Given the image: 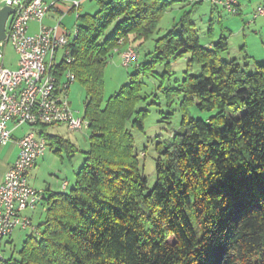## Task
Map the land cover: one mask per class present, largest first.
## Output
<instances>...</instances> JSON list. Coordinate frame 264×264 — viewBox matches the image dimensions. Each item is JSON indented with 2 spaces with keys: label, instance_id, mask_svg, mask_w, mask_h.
Listing matches in <instances>:
<instances>
[{
  "label": "trees",
  "instance_id": "trees-1",
  "mask_svg": "<svg viewBox=\"0 0 264 264\" xmlns=\"http://www.w3.org/2000/svg\"><path fill=\"white\" fill-rule=\"evenodd\" d=\"M171 3L99 0L93 15L76 19L73 61L56 67L61 81L70 71L85 90L89 148L72 188L41 191L44 218L6 264H264V61L223 60L226 38L207 48L181 18L178 32L157 38L150 62H135L136 76L159 63L170 77L171 63L189 54L185 77L165 90L181 95L180 130L156 146L151 189L127 127L143 128L138 77L101 105L109 58L128 45L137 50ZM191 106L213 114L195 119ZM48 126L38 123V135L70 159L76 146L48 136Z\"/></svg>",
  "mask_w": 264,
  "mask_h": 264
},
{
  "label": "rangeland",
  "instance_id": "rangeland-1",
  "mask_svg": "<svg viewBox=\"0 0 264 264\" xmlns=\"http://www.w3.org/2000/svg\"><path fill=\"white\" fill-rule=\"evenodd\" d=\"M170 1V0H169ZM95 3V2H94ZM96 4V5H95ZM94 5L97 6L98 3ZM194 7V8H193ZM189 6L185 2H177L170 5L164 12L157 31L145 42L137 46L138 57L137 63L150 62L153 56L154 43L157 38H160L167 34L169 30L175 26V32L179 31V20L182 17H187L189 22H192L196 33L199 35L200 43L202 45L208 44L213 40L216 42L221 36L227 38V51L221 54L223 60L236 59L237 62L243 66L246 60L244 57L249 55L252 63L264 61V56L260 57V54H264V45L261 44V38H264L263 32L259 34H253L251 28L254 25H250L249 29L245 28L242 31L243 20L248 22L250 17L233 16L226 12L223 8L218 7L211 11V4L202 2L195 6ZM81 12L80 10L78 11ZM94 12V11H93ZM48 14V13H47ZM76 12L65 14L63 17L62 25L67 28L68 32L75 30L73 24L76 23ZM211 16V17H210ZM47 19V18H46ZM43 21L44 26H54L56 21ZM219 19L220 23L219 24ZM61 28V27H60ZM114 25L110 26L105 36L112 34ZM211 30V36L208 33ZM5 59V65L10 69H15L16 55L13 49L3 43L0 48ZM62 58V50L57 53L56 61L60 62ZM189 54L185 53L177 60L171 63L172 76L166 77L164 72L166 71L164 66L155 64L152 73L145 75H137L136 63H132L128 67L122 65L120 57L115 53L109 58L107 64L103 70V102L102 107L106 105L107 100L118 93L123 86L129 85L134 76L138 77L141 82V88L139 90V96L141 100L136 106V112H144L143 116V128L138 129L132 127L130 122L127 123L130 134L134 140L135 152L138 156L139 164L143 175L146 177L148 189H151L155 181V160L158 158L156 152V146L158 143H166L170 141L172 135L180 130L181 122V109L180 100L181 95L174 94L172 97H167L166 89H176L178 84L185 77L184 72L186 70V64L188 62ZM49 59V56L46 57ZM254 59V60H253ZM200 73V67L194 66L192 74L198 75ZM68 101L70 107L76 116H82L84 111V104L86 102V93L84 88L78 83L73 82L68 90ZM191 116L195 119H201L207 121L209 116L213 112H203L191 106L189 108ZM28 127L24 126L22 131L16 133L17 137H21L27 132ZM48 136H59L63 139L69 140L77 148V152L68 159L64 151L56 152L57 146H46V152L42 157L37 160V166L33 167L29 172V183L37 190L47 188L50 184L56 186L54 181L66 180L69 182V187L66 191L73 187L75 181V173L82 166L86 152L89 148V132L83 130L82 132L68 131L64 124L52 125L47 127ZM49 144V141H47ZM1 149L0 157L4 151ZM59 189V188H58ZM32 222L34 226L40 225L44 218V212L40 204L37 205L35 211H33ZM42 230V227H40ZM31 229H21L19 226L14 228L9 239L3 240L2 253L5 259H9L13 256L14 259H19V254L22 248V244L26 236L30 235Z\"/></svg>",
  "mask_w": 264,
  "mask_h": 264
},
{
  "label": "built area",
  "instance_id": "built-area-1",
  "mask_svg": "<svg viewBox=\"0 0 264 264\" xmlns=\"http://www.w3.org/2000/svg\"><path fill=\"white\" fill-rule=\"evenodd\" d=\"M187 1L195 5L207 2L233 16L241 14L238 0ZM5 5L13 8V14L8 19L6 39L0 42V47L5 43L13 49L17 67H5L4 54L0 52V151L11 140L12 130L21 126H27L28 130L16 141L17 157L0 182V264L7 263L2 253L3 240L11 235L14 228L19 226L35 231L31 218L25 213L37 207L42 195L29 183L28 172L47 149V142L37 134L36 125L64 124L68 131L82 132L90 124L83 116H76L69 106L67 92L75 82L74 74L65 71L61 81L56 67L62 61L65 64L73 61L69 46L76 38L77 29L72 32L61 29L60 19L54 26L42 24L44 17L56 5L54 2L5 0ZM78 6L77 0L70 1L68 11L76 12ZM252 17L264 18V1L254 9ZM31 22L39 24L38 31L33 34L28 33ZM59 50H62V58L57 62ZM119 57L122 65L128 67L136 62L138 51L127 46L120 50ZM9 124H13V129ZM66 185L63 182L60 186L65 189Z\"/></svg>",
  "mask_w": 264,
  "mask_h": 264
},
{
  "label": "crops",
  "instance_id": "crops-1",
  "mask_svg": "<svg viewBox=\"0 0 264 264\" xmlns=\"http://www.w3.org/2000/svg\"><path fill=\"white\" fill-rule=\"evenodd\" d=\"M43 1L45 3L54 2V3H56V5L44 17V19L42 20V24H43V21L46 18H47L46 20L52 21V22L53 21H56V20L58 21L60 19V27H61V29L67 30V28H65L64 25H62V21H63L62 19H63V17H64L65 14H70L72 12V10L71 11H68V8H69L68 6H69L70 1H76V0H43ZM77 1L79 3L78 9H77V13H78L79 10L81 11V12H79V15H82V16L83 15H93L97 11L96 10L97 9V6H95L96 5L95 3H99V0H77ZM263 1L264 0H238V7H239L240 12H241V14L239 16L249 17V19H250V17L252 16V12L254 11V9L258 5H260V4L262 5ZM170 2H172L171 5H173V4L177 3V2L178 3L179 2H185V3H187L191 7L195 6L194 4H190L187 0H170ZM198 4H201V3H198ZM198 4H196V6ZM4 5H5V0H0V8L3 7ZM217 8H218V6H214V5L211 4V11H213V10H215ZM182 18L185 19L186 21H188L187 17H182ZM252 18L248 22H244V20H243V25L244 26L242 27V31L245 30V28H248L249 29L250 25H254V27L251 28V32L253 34H255V35L256 34H259V33H262L263 32V27H264V18H254V19H252ZM7 24H8V22H7ZM76 24H77V22L75 24H73V26H75V28H76ZM219 24H221L220 23V19H219ZM38 25L39 24H37V22H31L29 24V27H28V33H30V34L36 33L38 31ZM210 36H211V34H210ZM226 40H227V38H226ZM213 43H214V41L211 40V41L208 42V44L206 43L204 46L207 47V48H211V46H212ZM261 44L264 45V38L263 37L261 38ZM128 46H130V45H128ZM125 47H123V49ZM123 49H121V50H123ZM119 52H120V50H118L117 52H115V54L119 56ZM246 56L249 57V60L251 59V57L249 55H246ZM263 56H264V54H260V57H263ZM4 66L7 67L5 65V59H4ZM14 66H15V68L17 67V58H16V62L14 64ZM7 68H9V67H7ZM9 127H10V129H13V124H9ZM23 127L24 126H21V127H18L16 129L12 130V138H11V140L4 146L5 149H4V151H3V153H2V155L0 157V182L3 181L4 174H5L6 170L15 161V159L17 157L18 148H17L16 141L20 137H17L16 133L19 132V131H22V128ZM37 160L35 162L34 167L37 166L36 165L37 164ZM28 176H29V174H28ZM55 182H56V184H54V185H56V186H53V185L50 184L47 188L42 189V190H39V189L37 190V188L34 187L35 184L32 187L34 189H36L37 191H40V192L42 191L43 194H44V196L47 197L52 192L55 193V192L66 191L67 188L70 186L69 185V182L66 181L65 179L62 180V181H60V182L54 181V183ZM63 182H67V185H66V188L65 189H62L61 186H60V185H62ZM33 211H35V210L27 211L25 213V214H27L31 218V221H32V215H30V214ZM32 224H33V222H32Z\"/></svg>",
  "mask_w": 264,
  "mask_h": 264
},
{
  "label": "water",
  "instance_id": "water-1",
  "mask_svg": "<svg viewBox=\"0 0 264 264\" xmlns=\"http://www.w3.org/2000/svg\"><path fill=\"white\" fill-rule=\"evenodd\" d=\"M11 14H13L12 7L4 5L0 8V42L6 39V25Z\"/></svg>",
  "mask_w": 264,
  "mask_h": 264
},
{
  "label": "bare ground",
  "instance_id": "bare-ground-1",
  "mask_svg": "<svg viewBox=\"0 0 264 264\" xmlns=\"http://www.w3.org/2000/svg\"><path fill=\"white\" fill-rule=\"evenodd\" d=\"M78 16H79V14H78ZM7 26H8V24L6 25V30H7ZM60 26V25H59Z\"/></svg>",
  "mask_w": 264,
  "mask_h": 264
}]
</instances>
